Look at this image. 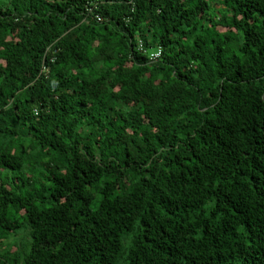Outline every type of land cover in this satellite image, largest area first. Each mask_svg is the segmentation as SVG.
<instances>
[{
	"label": "trees",
	"instance_id": "1",
	"mask_svg": "<svg viewBox=\"0 0 264 264\" xmlns=\"http://www.w3.org/2000/svg\"><path fill=\"white\" fill-rule=\"evenodd\" d=\"M0 264H264V0H0Z\"/></svg>",
	"mask_w": 264,
	"mask_h": 264
},
{
	"label": "built area",
	"instance_id": "2",
	"mask_svg": "<svg viewBox=\"0 0 264 264\" xmlns=\"http://www.w3.org/2000/svg\"><path fill=\"white\" fill-rule=\"evenodd\" d=\"M96 6V5H95ZM89 10H92L93 8L92 7H88ZM96 16L99 18V20L101 19V16L99 13H96ZM142 41L141 39H139V48L141 49L142 48ZM161 55V48H158V50L156 52H153L150 54V57L151 59H154V58H157Z\"/></svg>",
	"mask_w": 264,
	"mask_h": 264
}]
</instances>
